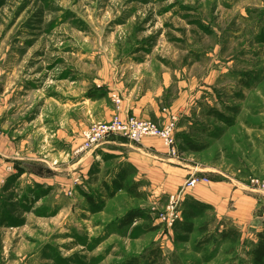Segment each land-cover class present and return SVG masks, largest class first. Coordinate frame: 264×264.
<instances>
[{
  "label": "rangeland",
  "instance_id": "374dc122",
  "mask_svg": "<svg viewBox=\"0 0 264 264\" xmlns=\"http://www.w3.org/2000/svg\"><path fill=\"white\" fill-rule=\"evenodd\" d=\"M147 89L175 155L78 163L111 94ZM160 163L183 177L148 176ZM193 173L264 176V0H0V264H251L255 227L190 204V188L179 219L158 220Z\"/></svg>",
  "mask_w": 264,
  "mask_h": 264
},
{
  "label": "crops",
  "instance_id": "0c3cea01",
  "mask_svg": "<svg viewBox=\"0 0 264 264\" xmlns=\"http://www.w3.org/2000/svg\"><path fill=\"white\" fill-rule=\"evenodd\" d=\"M163 79V81L166 79L164 75ZM118 95L121 98L118 108H116V105L111 101L112 104H108L110 106L108 108L106 107V109H102L98 114L99 118L96 119L97 121H105L110 119L114 114H119L120 117L132 115L140 119L164 122L163 118L165 117H163V113L160 112L157 102L152 97L153 94L150 89L142 93L135 94L131 91L129 95H125V93H118ZM90 99L96 100L95 98ZM116 138L119 139L120 137ZM113 139L107 142L115 141ZM120 139H124L119 141L120 145L111 143L112 145L101 147V149L97 147L90 150L84 154L82 159L78 160V163H86L85 157H91V155H93L92 157L99 156V154H102L101 150L106 151L107 149L115 148H121L122 151L120 153L122 157H128L129 161L132 160L139 168L143 167V165L145 166V164H150V157H170L162 147L160 141L156 138H144L139 143H132L125 138ZM81 142L82 137L72 150L79 146ZM165 159L170 160V158ZM153 169H156L157 171L155 172L157 173H154ZM153 169L150 170V173L147 171L148 176L155 175L165 178L169 176L170 178L181 179L180 177L184 175L183 168L172 166L169 163H160L158 167ZM208 183L209 185H207V183H198L190 188V195L194 199L212 206L219 217L227 218L234 226H252L255 227L256 231L261 228L264 224V193L252 190L248 184L235 181L220 182L213 180Z\"/></svg>",
  "mask_w": 264,
  "mask_h": 264
},
{
  "label": "built area",
  "instance_id": "2783aa9c",
  "mask_svg": "<svg viewBox=\"0 0 264 264\" xmlns=\"http://www.w3.org/2000/svg\"><path fill=\"white\" fill-rule=\"evenodd\" d=\"M111 98L116 108H118L120 97L113 93ZM174 124V121H168L158 125L149 119H140L132 115L120 117L119 114H114L108 120L94 121L83 133V140L73 150V153L77 155L82 151L93 150L115 137L125 138L132 143H139L144 138L152 137L158 139L166 153L173 157L176 150ZM208 182L209 180L204 176L191 174L184 181L179 191L169 195L167 204L158 215V220L168 226L174 224L180 217V203L185 190L194 187L198 183ZM248 186L256 192L264 193V177H250Z\"/></svg>",
  "mask_w": 264,
  "mask_h": 264
},
{
  "label": "trees",
  "instance_id": "16d2710c",
  "mask_svg": "<svg viewBox=\"0 0 264 264\" xmlns=\"http://www.w3.org/2000/svg\"><path fill=\"white\" fill-rule=\"evenodd\" d=\"M191 150H198L199 148L196 146H190ZM120 178H124L123 174L118 175ZM121 186V185H119ZM121 188V187H120ZM128 191L132 192L131 188L127 189ZM190 204L197 205L199 207L205 208L209 207L210 205L205 204L204 202H201L196 199H190L188 201ZM139 217V212L138 211H132L130 213H127L124 217L125 222H130L133 219ZM123 220V219H122ZM235 234V230L233 228H227L223 229L220 232V237L224 240H236V238H233L232 236ZM233 238V239H232ZM250 256H251V264H264V224L261 226L259 230L256 231L255 233V241L251 247L250 250Z\"/></svg>",
  "mask_w": 264,
  "mask_h": 264
}]
</instances>
